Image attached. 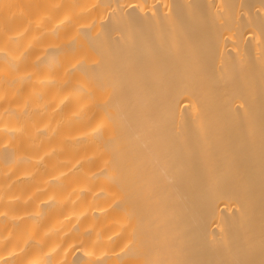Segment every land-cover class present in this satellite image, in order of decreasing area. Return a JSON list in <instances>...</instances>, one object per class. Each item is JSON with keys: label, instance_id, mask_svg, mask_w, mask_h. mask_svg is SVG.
<instances>
[{"label": "bare ground", "instance_id": "6f19581e", "mask_svg": "<svg viewBox=\"0 0 264 264\" xmlns=\"http://www.w3.org/2000/svg\"><path fill=\"white\" fill-rule=\"evenodd\" d=\"M0 264H264V0H0Z\"/></svg>", "mask_w": 264, "mask_h": 264}]
</instances>
